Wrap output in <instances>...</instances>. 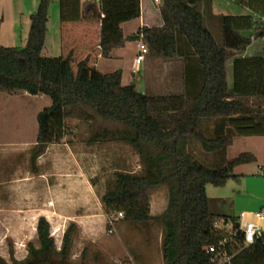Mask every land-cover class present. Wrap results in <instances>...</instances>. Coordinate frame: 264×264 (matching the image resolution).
<instances>
[{
	"label": "trees",
	"instance_id": "trees-1",
	"mask_svg": "<svg viewBox=\"0 0 264 264\" xmlns=\"http://www.w3.org/2000/svg\"><path fill=\"white\" fill-rule=\"evenodd\" d=\"M208 1L160 0L161 26H143L129 37L122 34L124 19L102 17L99 2L88 0L81 8L79 21L99 25L101 58L108 59L128 41L141 40L148 60L181 63V94L139 93L134 84L122 85L119 70L101 74L98 81L84 80L86 60L78 63L74 72L70 55L43 57L50 0H39L29 16L22 48L0 45V91L50 100V106L36 115L30 166L35 168L47 147L65 137V119L71 115L105 123L91 134L87 145L124 144L138 156L142 172L113 174L100 198L104 215L121 214L122 222L135 228L156 225L161 264H209L206 248L227 236L214 225L225 223L235 229L237 219L212 210L206 186L222 188L229 180L238 181L240 176L233 170L254 162L250 153L226 158L235 137L264 138V0H233L251 14L215 18L210 16ZM260 40L257 52L244 55ZM164 105H173L169 124L152 113ZM210 122L214 125L207 134ZM191 141L204 153L218 155L212 167L192 160L188 150ZM159 187L167 191V205L163 213L154 216L150 214L149 194ZM76 230L70 223L57 249L48 221L40 216L35 243H27L25 258L16 260L10 246V261L0 255V264H74L71 249ZM241 241L239 236L233 244L237 254L232 264H264V233L256 235L248 247H242ZM99 256L95 252L93 262L87 263V249H83L78 264H101Z\"/></svg>",
	"mask_w": 264,
	"mask_h": 264
},
{
	"label": "rangeland",
	"instance_id": "rangeland-1",
	"mask_svg": "<svg viewBox=\"0 0 264 264\" xmlns=\"http://www.w3.org/2000/svg\"><path fill=\"white\" fill-rule=\"evenodd\" d=\"M82 1V0H81ZM37 0H0V45L22 48L28 35L32 14ZM49 3L47 34L43 57L60 56L66 42L59 43L58 4ZM137 22L122 25L124 35H133ZM216 40L217 35L212 32ZM260 42H253L248 51L257 52ZM130 44L119 49L115 58L100 60L99 65L83 74L84 80L98 81L101 74L122 68V85L134 84L139 93L148 95L181 94L183 92L181 63L177 60L147 63L135 68ZM65 55V53H63ZM92 64V63H91ZM230 66V65H229ZM227 74L231 78V67ZM75 72L76 66L73 65ZM50 106L45 96H30L25 93L0 91V255L10 261L9 247L14 258L23 260L26 245L35 243L36 222L43 216L50 225V234L58 249L63 232L70 223L77 226L71 249V261L78 264L83 249H87V263L93 262V254L99 253L101 264H159L161 263L160 230L150 224L132 227L122 222L118 215H104L100 198L105 184L115 172L140 174L139 158L128 146L105 142L87 145L91 134L104 127L101 121L95 123L78 120L74 115L65 119L66 134L59 142L51 144L36 162L29 163L30 150L37 132L36 115ZM173 105L154 108L152 113L169 124ZM264 112V101L261 106ZM213 122L206 124L207 134L212 131ZM188 150L194 161L212 167L218 155L206 154L193 141ZM250 153L257 163H250L235 173H256L258 165L264 162V138L235 137L226 150V158L233 159ZM232 182L225 188L206 186V195L213 200L212 210L221 213L227 206ZM223 197H225L223 199ZM167 191L164 187L149 194L151 215H160L167 205Z\"/></svg>",
	"mask_w": 264,
	"mask_h": 264
},
{
	"label": "crops",
	"instance_id": "crops-1",
	"mask_svg": "<svg viewBox=\"0 0 264 264\" xmlns=\"http://www.w3.org/2000/svg\"><path fill=\"white\" fill-rule=\"evenodd\" d=\"M86 1L88 0H60V3L57 5L59 43L62 41L67 43V45L65 44L64 46L63 52L62 47H60V56L65 53V55H70L72 57V69L73 65L76 66L81 61L86 60L83 74L93 70L95 64L96 66L99 65V62H101L100 60H110L115 58V52L119 50H113L108 59L99 56V25L93 22L79 21L82 5ZM97 2L100 4L102 17L124 19V22L121 24V30L124 37L126 36L124 35L122 25H128L136 21L137 29L133 33L134 35L143 26L157 27L162 24L159 15V4L154 3L153 0H98ZM208 5L211 14L210 16L214 18L219 16H243L251 14L248 9L236 4L233 0H209ZM202 8H204V5H202ZM127 43L130 44L132 48L133 54L131 59L134 61L138 53V41H128L123 48L127 46ZM250 47L251 45L247 48L244 55L251 56L254 54L253 52L251 53L248 51ZM44 48L45 41L42 51ZM154 62L159 61L148 60L145 56L144 61L141 64L136 65L133 63L135 68L131 73L135 70L139 73L140 71H138V69H141L140 67L142 66L144 71L147 63ZM229 65L230 63L227 64V68ZM120 69L122 68H119V71H121L122 74V70ZM228 79H230L229 76ZM254 159L253 163H257V159L255 157ZM246 165L238 166L234 170L243 168ZM256 170V173L253 172L250 174L242 172L235 173V175L240 176L238 181L229 180L225 186L222 187L225 188L229 182H232V186H235V188H230L231 196L226 198L223 197V199L225 198L228 200L226 208L221 212L223 215L232 216L239 221L238 215L240 213H255L264 209V162L263 165H258ZM245 220L254 222L256 226L259 227L260 231L264 233V219L256 220L248 217Z\"/></svg>",
	"mask_w": 264,
	"mask_h": 264
},
{
	"label": "built area",
	"instance_id": "built-area-1",
	"mask_svg": "<svg viewBox=\"0 0 264 264\" xmlns=\"http://www.w3.org/2000/svg\"><path fill=\"white\" fill-rule=\"evenodd\" d=\"M98 1V0H95ZM154 3L159 4L160 0H153ZM138 53L134 60L136 65L141 64L144 61L145 56L148 53L146 45L140 40L137 44ZM133 73H137L136 70ZM263 174V173H262ZM120 218L121 214L118 215ZM251 217L256 220L264 219V209L255 213H240L238 215L239 221H237V227L231 229L230 224L216 223L214 228L227 232V236L221 239L216 246H209L206 248V254L209 256V264H232L233 258L237 254L233 252V244L237 242L239 236H241L242 247H248L254 243L256 235L261 234L259 227L252 221L245 220Z\"/></svg>",
	"mask_w": 264,
	"mask_h": 264
}]
</instances>
